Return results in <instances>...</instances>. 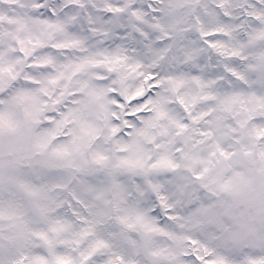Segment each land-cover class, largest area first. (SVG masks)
<instances>
[{"label": "snow or ice", "instance_id": "6c2138e0", "mask_svg": "<svg viewBox=\"0 0 264 264\" xmlns=\"http://www.w3.org/2000/svg\"><path fill=\"white\" fill-rule=\"evenodd\" d=\"M0 264H264V0H0Z\"/></svg>", "mask_w": 264, "mask_h": 264}]
</instances>
